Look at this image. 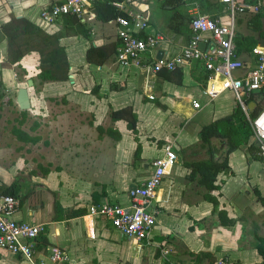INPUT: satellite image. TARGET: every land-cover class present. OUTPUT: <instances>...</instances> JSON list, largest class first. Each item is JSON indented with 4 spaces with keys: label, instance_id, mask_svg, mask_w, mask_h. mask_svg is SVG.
<instances>
[{
    "label": "crops",
    "instance_id": "crops-1",
    "mask_svg": "<svg viewBox=\"0 0 264 264\" xmlns=\"http://www.w3.org/2000/svg\"><path fill=\"white\" fill-rule=\"evenodd\" d=\"M58 1L0 0V25L15 16L49 32L61 30L59 42L70 62L68 80L39 81L33 93L29 90L31 110L19 108V124L11 129L15 139L9 138V125L0 111V194L11 189L16 192L20 200L17 220L45 224L37 241V260L49 261L51 248L59 247L68 254L66 264L263 262L264 162L254 135L227 153L226 144L218 137L205 143L202 129L238 110L247 119L254 117L264 107V90L249 99L245 111L230 90L214 99L204 93L208 76L199 62L153 74L149 85L145 69L123 67L115 56L102 65L90 63L86 57L89 47L111 42L119 45L116 20L98 19L94 4L90 14L80 19L86 33L69 30L71 24L63 20L43 23L40 11ZM245 1L261 5L258 13L246 11L236 16L237 54L249 67L253 64L251 47L264 44V0ZM138 9L149 20L141 36L161 33L165 37L155 50L156 57L158 50L164 58L172 57L188 44L191 20L197 14L230 22L228 4L223 0H181L178 4L157 0L142 3ZM63 25L67 30L63 31ZM204 36L211 40L210 34ZM7 53L8 41L0 31L2 100L10 99L6 92L12 93L16 84L22 87L40 72L38 53L32 52L16 64L6 61ZM244 73L238 71L236 76ZM210 87L219 89L220 84L212 81ZM196 101L200 107L194 105ZM128 107L137 115L136 131L129 127L128 119L112 118L113 110ZM31 114L33 125L27 130ZM17 131L37 140H21ZM27 144L34 145L32 152ZM168 144L173 145L178 158L158 193L157 222L145 241L129 239L105 218L87 217L92 204H129L130 188L150 176L152 162L163 155ZM42 147L48 151L45 164ZM212 155L229 161V168L218 175L219 188L215 190L199 182L200 175L194 174L192 166ZM211 196L218 201L216 205L209 200ZM230 219L235 222L223 223ZM0 264L32 263L2 250Z\"/></svg>",
    "mask_w": 264,
    "mask_h": 264
},
{
    "label": "built area",
    "instance_id": "built-area-1",
    "mask_svg": "<svg viewBox=\"0 0 264 264\" xmlns=\"http://www.w3.org/2000/svg\"><path fill=\"white\" fill-rule=\"evenodd\" d=\"M110 1L126 13L115 19L120 39L117 61L123 67L135 66L145 69L148 85L153 74L162 70L174 71L184 65L199 62L208 76L204 93L211 99L230 90L234 93L237 104L247 111L249 99L264 90V44H258L251 50L253 64L247 67L238 57L235 42L236 16L246 11L258 13L261 11L260 4L245 0H223L228 4L229 23L207 14L195 15L191 20L192 36L188 44L178 54L158 59L155 50L163 43L165 37L161 33L141 36L149 26V20L138 9L142 3H153L157 0ZM94 4L95 0H61L43 8L40 11V19L47 24L67 15L83 19L90 14ZM207 33L211 35V40L205 38ZM202 42L205 43L204 49L200 47ZM145 55H149L148 59L144 58ZM241 70H245V73L236 76V72ZM212 81L218 82L220 88L211 89ZM194 105L200 107L198 101L194 102ZM248 119L257 143L258 155L264 162V107L254 117L248 116ZM177 158L173 145L168 144L163 155L152 162L150 176L130 188L129 204L110 201L92 204L88 208L87 217L105 218L129 239L145 241L157 222L160 202L158 193L164 178L171 174ZM19 207L18 197L0 194V251L20 255L32 264H66L68 254L59 247L51 248L49 261L37 260V241L45 230V224L17 220L15 214Z\"/></svg>",
    "mask_w": 264,
    "mask_h": 264
},
{
    "label": "trees",
    "instance_id": "trees-1",
    "mask_svg": "<svg viewBox=\"0 0 264 264\" xmlns=\"http://www.w3.org/2000/svg\"><path fill=\"white\" fill-rule=\"evenodd\" d=\"M173 3H180L181 0H170ZM95 12L97 18L110 22L115 20L119 15H126L125 12L120 11L115 7L110 0H96ZM65 21L66 24H71L68 28L75 33H86L85 27L77 16L67 15L54 23ZM67 30L63 25V31ZM0 31L4 33L8 41V53L6 61L9 64L19 63L26 55L36 52L40 56V72L38 74L42 82L48 80H68L70 77V62L66 52V48L59 42L62 31L49 32L43 27L25 19L11 17V20L3 25H0ZM120 44V42H119ZM256 46V43L251 47ZM119 45L117 42H111L100 46H92L87 49L86 57L88 62L95 64H104L114 56L117 58ZM251 49V50H252ZM2 72L0 70V76ZM3 81L0 80V91H3ZM27 111L23 114L26 115ZM26 118V116H24ZM112 118L114 120L126 118L128 119L129 127L136 131L137 115L132 108H122L112 111ZM24 119L20 123H24ZM19 138L25 141L35 142L37 138L31 137L25 132H18ZM253 135V129L250 122L241 110L234 113L227 119H222L213 122L202 129V140L205 143L211 144L213 137L220 138L227 146V153H231L238 149L242 144L248 143ZM260 158V157H259ZM261 159V158H260ZM191 166V164H189ZM194 174H199V182L205 185L209 190L218 189L216 183L218 175L229 168L228 158L225 157L222 161L212 157L206 161H199L194 163ZM4 194L15 195L16 192L11 190L5 191ZM215 205L218 201L213 197H209ZM220 214H225L220 211ZM235 221L233 219L223 221L225 224H231ZM263 252V251H262ZM264 253V252H263ZM258 264H264V261Z\"/></svg>",
    "mask_w": 264,
    "mask_h": 264
},
{
    "label": "rangeland",
    "instance_id": "rangeland-1",
    "mask_svg": "<svg viewBox=\"0 0 264 264\" xmlns=\"http://www.w3.org/2000/svg\"><path fill=\"white\" fill-rule=\"evenodd\" d=\"M33 80H34V86H32V87H29L28 86V81H25V82H23L22 83V86H27V87H29V90L33 93L34 92V87H35V83H38L39 81V83H42V81L40 80V78H39V76L38 75H35V76H33V77H31ZM21 85V84H20ZM19 86V84H16L15 85V87L13 88V90H12V93H11V91H9L8 90V92H6V93H9V97H10V99L9 100H2V99H0V111H3V113H4V115H5V118H4V121H6V123H7V126H8V131H9V134L11 135L9 138L11 139H15V137H13L14 135L11 133V129H12V125L13 124H15V125H17V124H19V121L17 120V119H20V117H21V115L19 114V111H20V107H19V105H17L16 103H15V97H16V90H17V87ZM37 86H39V85H37ZM20 87V86H19ZM40 90V89H39ZM7 91V90H6ZM228 91V90H227ZM20 108V109H19ZM28 110H31V108L30 109H28ZM30 112V111H29ZM31 113V112H30ZM32 125H33V115L31 114V116H30V118H29V120L27 121V123H26V125H25V128L27 129V130H29L30 128L29 127H31V129H32ZM27 145H29L30 146V152H32V150H33V144H27ZM42 153H45L46 155H44V154H42L43 155V163L45 164V163H48L47 162V156H48V151L47 150H45L44 149V147H42ZM30 154H32V153H30ZM33 155V154H32ZM29 158L31 159L32 158V156H29Z\"/></svg>",
    "mask_w": 264,
    "mask_h": 264
},
{
    "label": "water",
    "instance_id": "water-1",
    "mask_svg": "<svg viewBox=\"0 0 264 264\" xmlns=\"http://www.w3.org/2000/svg\"><path fill=\"white\" fill-rule=\"evenodd\" d=\"M201 48H205V43L200 44ZM157 58L161 59L163 58V51L158 50L157 51ZM28 86L32 87L34 86V80L31 78L28 80ZM29 87L22 86L17 91V103L19 107L23 110H28L31 108V99H30V93H29ZM254 104L250 105V108H253Z\"/></svg>",
    "mask_w": 264,
    "mask_h": 264
}]
</instances>
